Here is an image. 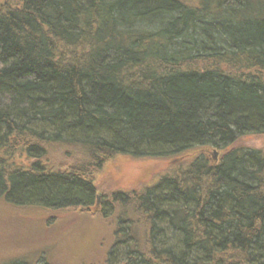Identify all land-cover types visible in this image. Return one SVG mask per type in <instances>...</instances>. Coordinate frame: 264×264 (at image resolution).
Listing matches in <instances>:
<instances>
[{
	"label": "trees",
	"instance_id": "1",
	"mask_svg": "<svg viewBox=\"0 0 264 264\" xmlns=\"http://www.w3.org/2000/svg\"><path fill=\"white\" fill-rule=\"evenodd\" d=\"M248 135H264V0H0V200L90 207L116 155L191 157L103 199V264H264Z\"/></svg>",
	"mask_w": 264,
	"mask_h": 264
},
{
	"label": "rangeland",
	"instance_id": "2",
	"mask_svg": "<svg viewBox=\"0 0 264 264\" xmlns=\"http://www.w3.org/2000/svg\"><path fill=\"white\" fill-rule=\"evenodd\" d=\"M236 144L264 147V135H248ZM221 152L216 148L208 153L217 162ZM189 159L188 154L141 159L116 155L95 176L100 199L90 207L46 210L14 207L0 200V264H14L12 261L22 258L29 264H103L114 241L115 227V215L103 216V199L115 189L129 190L152 183Z\"/></svg>",
	"mask_w": 264,
	"mask_h": 264
},
{
	"label": "water",
	"instance_id": "3",
	"mask_svg": "<svg viewBox=\"0 0 264 264\" xmlns=\"http://www.w3.org/2000/svg\"><path fill=\"white\" fill-rule=\"evenodd\" d=\"M214 156H215V158H217V156H218V151L217 150L214 151ZM99 199H100V194L98 195V203H99Z\"/></svg>",
	"mask_w": 264,
	"mask_h": 264
}]
</instances>
